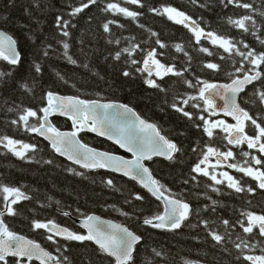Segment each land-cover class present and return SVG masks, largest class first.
Masks as SVG:
<instances>
[{"label":"snow or ice","instance_id":"6c2138e0","mask_svg":"<svg viewBox=\"0 0 264 264\" xmlns=\"http://www.w3.org/2000/svg\"><path fill=\"white\" fill-rule=\"evenodd\" d=\"M126 3L140 9L147 8L150 13L165 16L169 21L183 25L192 33L197 45L203 38L222 49L223 52L216 55L220 60L231 61L230 68L225 71L230 82H210L195 75L194 72L193 79H188L185 73L191 72L192 57L180 43H176L174 47L176 52H182L187 58L182 68H178L175 64L162 63L157 58L155 48L149 49L142 58H136L137 52L143 53L144 49L139 43L132 42L135 37L130 40L125 37L124 39L129 42L127 46L121 47V39L112 38L110 26L115 24L123 28L124 25L108 18V14H120L136 21L143 12L130 10L111 0H80L78 4H65L63 11L59 9L56 11L52 19L53 32L49 34L43 32L40 17L55 5L50 4L49 0H30V4L24 11L37 26L35 29H32L30 25L25 26L30 28L29 39L34 45V59L31 64L34 75L31 86L21 81L18 87L35 99V84L43 75L44 65L57 53V58L66 61L69 65L91 71L89 63L74 58L69 41L73 36L72 30L78 26L77 18L80 14L92 7L97 8L105 15L100 27L103 33L108 34L106 42L116 46L105 59L111 58L113 61L121 62L123 58L124 67L120 72L122 77L135 79V74H139L147 87L165 94L164 105L187 118L202 136L208 138L203 142V146L197 143L190 148L192 153L197 154V162L191 166L187 178H183L182 183L185 186L194 185V187H186L180 192H174L153 174L147 162L154 163V157H162L173 164L178 163L181 161L180 154L184 152V149L176 141L162 134V129L156 123L143 118L129 104L113 101L100 103L96 99L73 95L63 96L49 89L42 91L39 97L40 105L36 108L24 106L22 102L15 101L12 102L14 106H8L6 101V113H15V118L9 119L8 123L17 128L23 127L25 132L42 137L48 142L47 147H50L54 155L42 159L44 165L60 167L56 164L55 157H63L72 164L78 165L79 168L92 171L103 169L106 172L118 173L139 184L140 188L158 202L157 211L154 214L135 216L137 220H142V225L146 228L174 234H179L182 229L187 228L202 229L205 239H210L214 248H218L227 255L235 252L237 261H244L247 264H264V239H262L264 238V212L242 210L240 217L235 221L201 215L202 212L217 211L219 202L213 199L209 192L222 195L219 185H225L241 198L255 196L257 190L264 193V50H257L243 38L236 40L218 35L212 30H206L191 15L175 6L149 7L144 0H126ZM191 3L198 7H206L205 4L200 3V0H191ZM220 3L225 8L231 5L244 10L243 15L235 19L228 17L227 22L241 30L243 34L251 35L264 48V0H259L258 4L249 3L247 0H220ZM257 17L260 18L259 21ZM0 19H3L5 23L8 21V17ZM200 19L202 20L203 17ZM91 22L90 16L88 23ZM139 26L144 27L142 24ZM149 32L151 37H156L155 43L161 49L167 47L159 39L157 32L150 29ZM79 43L82 54L87 56L88 53L83 48L84 41L81 40ZM16 44L17 41L12 36L0 30V59L12 66H19L22 62L21 54L16 50ZM198 51L208 56L214 55L204 46H200ZM237 57L239 59H236ZM203 69L213 72L224 70L221 64L212 61L203 62ZM93 75L97 73L93 72ZM55 76L64 84L72 83L59 71L55 73ZM169 76L179 78L180 83L193 91L178 92L173 89L172 102L169 104L167 100L169 88L159 82ZM10 78H12V71H0V86L7 88ZM99 78L104 79L102 76ZM13 83H15L14 80ZM72 86L75 87V83ZM248 86L251 88L246 91ZM217 97L223 101L222 106L216 103ZM241 102L250 107L242 106ZM188 108L196 111H189ZM251 108H256L257 111L250 114ZM204 113H207V116ZM220 113L224 117H231L235 123H229L224 119H212V117H218ZM55 114L71 120L72 130L65 132L55 127L50 121V117ZM29 118H33L34 122L30 123ZM82 131L105 137L124 152L130 153L131 159L82 143L78 139ZM220 133L224 135L221 136ZM180 134L184 135L183 132ZM216 139L225 140L227 150H221L220 147L211 143ZM228 145L232 147H227ZM243 145H246L248 150H254H241V156L250 157L243 161L246 166H241L238 162L225 163L235 159L233 148ZM0 148L28 162H34V156L39 150L38 144L26 143L7 135L0 136ZM28 153L33 155L29 156ZM210 158H215L214 164L210 163ZM217 167H227L242 173L243 176L256 181V185H248L242 182L243 177L236 178L228 171L217 173ZM65 171L78 177L85 176L84 172L73 167H68ZM199 177H206L208 181H211L210 184L204 185L205 191L196 190L200 187ZM101 183L109 188H116L115 180L111 177L103 178ZM116 190L120 191V189ZM188 195L203 197L210 203H205L203 208L193 206ZM0 196H2L0 203L3 204V208L0 209V264H32L34 260L39 261V264H74L69 256L73 242L85 246H88L87 242L95 245L92 251L99 264H168L167 251L163 246L159 249L151 248L150 258L147 255L142 257L143 235L130 230L123 224L102 220L96 215H85L79 208L76 212L83 217L80 223L83 232L61 226L54 220L31 221L30 227L33 231L43 229L49 233L46 239L54 246L55 253H53L43 248L40 243L10 230L3 219L5 215L16 216L17 209L13 208V205L30 197L20 187L7 184H0ZM130 196L131 199H126V203L131 204L133 200L138 202L146 200V195L141 192H133ZM251 202V199L247 200V203L251 204ZM59 203L60 201H56V204ZM111 207L115 208L114 205ZM117 210L126 218L134 215L128 211ZM62 215L67 217L71 213L64 211ZM237 228L241 231L238 232ZM258 247L260 254H255ZM89 264H95V261L89 260ZM184 264H201V262L185 259Z\"/></svg>","mask_w":264,"mask_h":264},{"label":"trees","instance_id":"16d2710c","mask_svg":"<svg viewBox=\"0 0 264 264\" xmlns=\"http://www.w3.org/2000/svg\"><path fill=\"white\" fill-rule=\"evenodd\" d=\"M79 2L80 0H49V3L54 4L55 7L40 17L43 32L49 34L53 32L52 19L58 9L63 11L65 4H78ZM111 2L118 3L122 7H128L130 10L143 12V15L139 16L136 21L120 14H108V18L117 20L124 25L123 28L117 27L115 24L110 26L112 38H120L121 47L127 46L129 42L124 39L125 37L129 38V40L135 37L132 42L139 43L141 48L144 49L143 53L137 52L136 58H142L149 49L155 48L157 58L162 63L175 64L178 68H182L187 58L182 52H176L174 47L176 43H180L192 57L191 72L185 73L188 79H193L192 73L194 72L195 75L210 82H230L225 75V71L230 68L231 61L220 60L216 53H222L223 50L212 45L209 40L202 38L200 44L197 45L192 33L187 28L181 24L169 21L165 16H157L150 13L147 8L140 9L134 5H129L126 0H111ZM247 2L258 4L259 0H247ZM144 3L149 7L175 6L191 15L206 30H212L218 35L232 37L236 40L243 38L257 50H264L251 35L243 34L241 30L227 22L228 17L238 18L243 15L244 10L231 5L225 8L220 3V0H200V3L205 4L206 7H198L192 4L191 0H144ZM29 4L30 0H0V18L8 17L7 23L0 19V29L10 34L17 41L22 55V62L19 66L9 65L7 61L0 59V71H12L9 86L7 88L0 86V136L7 135L26 143L38 144L39 148L34 156V162L20 160L7 152L6 149L0 148V184L20 187L30 197L28 200L22 199L13 205V208L17 209L16 216L5 215L3 217L9 229L40 243L44 248L55 253L54 246L46 239L49 233L43 229L33 231L30 227L31 221L54 220L61 226L78 231L76 220L83 218L80 213L76 212V209L79 208L80 212L85 215L96 214L112 219L127 225L131 230L143 235L142 257L147 255L150 258L151 248L159 249L163 246L167 251L168 264H184L185 259L200 261L201 264H217V262L219 264H247L244 261H237L235 252L232 255H227L218 250V248H214L210 239H205V233L202 229L187 228L182 229L179 234H174L146 228V226L142 225V220H137L135 216L154 214L157 211L158 202L140 188L137 183L104 170L92 171L79 168L60 157H55V162L60 167L44 165L42 159H47L54 155L50 147H47V142L34 134L25 132L23 127L17 128L8 123L9 119L15 118V113H6V101L8 106H14L12 102L15 101L16 103L22 102L24 106L36 108L40 105L39 97L42 95V91L49 89L60 95H73L86 99L129 104L143 118L156 123L162 129V134L183 147L184 152L180 154L181 161L178 163L173 164L159 158L153 159L154 163L148 162L153 174L174 192H180L186 187H194V185L185 186L182 183V179L187 178L191 166L197 162V154L192 153L190 148L197 143L203 146V142L208 140L207 137L202 136L193 127L191 121L164 105L165 94L147 87L139 74H135V79L122 77L120 72L124 67L123 58L121 62L113 61L111 58L105 59V57H108L109 52L115 50L116 46L109 45L106 42L108 34L103 33L100 27L105 15L95 7L80 14L77 18L78 26L72 30L73 36L69 41L72 45L71 52L74 53V58L81 62L89 63L91 71L69 65L66 61L58 59L57 53L54 54L50 62H46L44 65L43 75L38 78L35 84V99L21 91L18 87L19 83L25 81L31 86L34 75L31 68L34 59V45L32 40L29 39L30 28L25 26L30 25L32 29L37 26L25 14L24 9ZM90 16L92 17V22L89 24L88 18ZM201 17H203L202 20L200 19ZM257 20L259 21L260 18L257 17ZM141 24L144 25L143 28L139 26ZM149 29L159 34V39L167 45L166 48L161 49L155 43L156 37H151ZM81 40L84 41L83 48L88 53L87 56L82 54L80 50L81 44L79 42ZM52 42L55 44L54 41ZM200 46L209 48L214 55L208 56L199 52L198 48ZM236 59L239 58L237 57ZM206 61L217 62L222 65L224 70L213 72L212 70L203 69V62ZM57 71L63 73L72 83L64 84L59 81L55 76ZM93 72L97 73V75H93ZM101 76L104 77L103 80L99 78ZM13 80L15 83H13ZM159 82L169 88L167 96L169 104L172 102L173 89L178 92L193 91L180 83L177 77H165L164 81ZM193 82L195 83V80ZM73 83H75V87L72 86ZM250 88L251 86L246 91ZM242 106L250 107L243 103ZM187 110L196 111L191 108ZM256 111V108H251L250 114ZM204 115L207 116V113H204ZM222 118L229 123H234L226 117ZM29 119L30 123L34 122L33 118ZM212 119L216 120L218 117H212ZM52 121L61 130H72V124L67 119L55 118ZM181 132L184 135H181ZM220 135L223 136L224 133H220ZM79 136L85 144L91 147L126 156L118 147L104 139L88 133H80ZM211 143L220 147L221 150H227L225 147L227 142L225 140L216 139ZM227 147L232 146L228 145ZM242 149L248 150L246 145L233 148L235 159H230L228 163L238 162L241 163V166H246L243 161L250 159V157L241 156L240 152ZM28 155L32 156L33 154L28 153ZM35 161L40 162L37 163ZM68 167L84 172L85 176L78 177L67 173L65 169ZM232 174L236 178L243 177L242 182L248 185H256V181H253L250 177L243 176L242 173L232 171ZM106 177H111L115 180L116 188H109L101 183V180ZM199 180L200 187L196 190L205 191L204 185L206 183L210 184L211 181H208L206 177H199ZM218 187L222 190V195L209 192L212 198L219 202L217 211L215 213L210 211L207 213L202 212V216L208 218L223 217L235 221L240 217L242 210H251L256 213L264 212V193L259 190H257L255 196L241 198L240 195L227 189L225 185H219ZM116 189H120V191ZM133 192L144 193L146 200L143 202L133 200L131 204L126 203V199H131L130 194ZM188 199L193 206L200 208H203L205 203H210V201H205L203 197L197 198L188 195ZM248 199H251V204L247 203ZM0 200H2V196H0ZM56 201H60V203L56 204ZM113 205L115 208L111 207ZM2 208L3 204L0 203V209ZM117 209L134 213V215L131 218H126ZM64 211L70 212L71 215L67 217L62 215ZM237 231L241 230L237 228ZM195 237L199 238L196 239ZM87 244L88 246L72 243V251L69 256L74 261V264H89V260L99 264L92 251L95 246L90 244V242H87ZM255 254H260L259 247L256 249ZM32 264L37 263L32 262Z\"/></svg>","mask_w":264,"mask_h":264},{"label":"water","instance_id":"95a60500","mask_svg":"<svg viewBox=\"0 0 264 264\" xmlns=\"http://www.w3.org/2000/svg\"><path fill=\"white\" fill-rule=\"evenodd\" d=\"M9 35V34H8ZM16 50L18 51V48H17V44H16ZM19 52V51H18ZM249 87V86H248ZM63 96H68V95H63ZM99 101V100H98ZM100 103H107V102H109V101H99ZM113 102H115V101H113ZM118 103H120V102H118ZM216 103L218 104V105H220V106H222L223 105V101L222 100H220L219 99V97H217L216 98ZM219 116H223V114L222 113H220V115ZM54 118H63V119H68L67 117H65V116H62V115H59V114H55V115H53V116H51L50 117V121L53 123V121H52V119H54ZM229 119H231V117H228ZM69 120V119H68ZM71 121V120H70ZM72 123V122H71ZM53 125H54V123H53ZM55 126V125H54ZM56 127V126H55ZM59 129V128H58ZM60 131H65V132H67V131H71V130H61V129H59ZM83 133H89V134H92V135H94V136H96V137H99V138H101V139H104V140H106V141H108V142H110V143H112L110 140H108V139H106L105 137H101V136H97L95 133H92V132H88V131H82ZM39 138H41L42 140H44L42 137H39ZM78 139H80V137L78 136ZM81 140V139H80ZM45 141V140H44ZM45 142H47V141H45ZM81 142L82 143H84L82 140H81ZM48 143V142H47ZM113 144V143H112ZM115 145V144H114ZM117 146V145H116ZM91 147V146H90ZM118 147V146H117ZM119 148V147H118ZM120 149V148H119ZM99 150V149H98ZM123 153H125V154H127L128 156H130L131 157V154L130 153H126V152H124V150L123 149H120ZM117 155H119V154H117ZM123 156V155H122ZM125 157V156H124ZM60 158H62V159H64V160H66L65 158H63V157H60ZM126 158V157H125ZM154 158H162V157H154ZM153 158V159H154ZM127 159H131V158H127ZM163 159V158H162ZM67 162H69L70 164H72L70 161H68V160H66ZM72 165H74V164H72ZM74 166H77V167H79L78 165H74ZM86 170V169H85ZM101 170H103V169H101ZM105 171V170H104ZM109 173H112V172H109ZM113 174H116V175H120V174H118V173H113ZM121 176V175H120ZM123 177V176H122ZM125 178H127V177H125ZM128 179V178H127ZM135 182V181H134ZM139 185V184H138ZM96 216H98V215H96ZM100 217V216H99ZM102 220H108V219H105V218H102V217H100ZM83 219V218H82ZM82 219H78L77 221H76V223H77V225L80 227V223L82 222ZM110 221H112V220H110ZM113 223H116V222H114V221H112ZM118 224V223H117ZM82 229V228H81ZM83 230V229H82ZM84 231V230H83ZM20 235V234H19ZM25 238H27V239H29L28 237H26V236H24ZM42 246V245H41ZM43 247V246H42ZM44 248V247H43ZM46 249V248H45ZM9 259H12V258H9ZM33 262H35V263H37V264H39V261H37V260H34Z\"/></svg>","mask_w":264,"mask_h":264},{"label":"bare ground","instance_id":"6f19581e","mask_svg":"<svg viewBox=\"0 0 264 264\" xmlns=\"http://www.w3.org/2000/svg\"><path fill=\"white\" fill-rule=\"evenodd\" d=\"M1 30V29H0ZM3 31V30H2ZM5 32V31H4ZM7 33V32H6ZM8 34V33H7ZM10 35V34H9ZM11 36V35H10ZM14 39V38H13ZM17 48H18V51H19V53H20V50H19V47H18V43H17ZM21 54V53H20ZM21 57H22V55H21ZM247 90V89H246ZM241 95H243V93L241 94ZM68 120V119H67ZM70 121V120H69ZM70 123H71V121H70ZM72 124V123H71Z\"/></svg>","mask_w":264,"mask_h":264},{"label":"rangeland","instance_id":"374dc122","mask_svg":"<svg viewBox=\"0 0 264 264\" xmlns=\"http://www.w3.org/2000/svg\"><path fill=\"white\" fill-rule=\"evenodd\" d=\"M219 168H220V167H217V169H216V172H217V173L220 172ZM209 170H211V169H209Z\"/></svg>","mask_w":264,"mask_h":264},{"label":"flooded vegetation","instance_id":"af4514ba","mask_svg":"<svg viewBox=\"0 0 264 264\" xmlns=\"http://www.w3.org/2000/svg\"><path fill=\"white\" fill-rule=\"evenodd\" d=\"M76 226H77V224H76ZM77 230H78V231H81V229H80L78 226H77Z\"/></svg>","mask_w":264,"mask_h":264}]
</instances>
